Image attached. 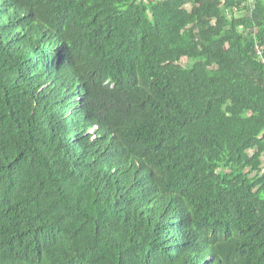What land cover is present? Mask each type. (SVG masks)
<instances>
[{"label": "trees", "instance_id": "trees-1", "mask_svg": "<svg viewBox=\"0 0 264 264\" xmlns=\"http://www.w3.org/2000/svg\"><path fill=\"white\" fill-rule=\"evenodd\" d=\"M0 264H264V0H0Z\"/></svg>", "mask_w": 264, "mask_h": 264}, {"label": "built area", "instance_id": "built-area-1", "mask_svg": "<svg viewBox=\"0 0 264 264\" xmlns=\"http://www.w3.org/2000/svg\"><path fill=\"white\" fill-rule=\"evenodd\" d=\"M248 2L250 3L251 0H248ZM240 29H242V28H240ZM254 50H255L256 55H257V56L261 59V61H262V53H261V49L256 45Z\"/></svg>", "mask_w": 264, "mask_h": 264}, {"label": "rangeland", "instance_id": "rangeland-1", "mask_svg": "<svg viewBox=\"0 0 264 264\" xmlns=\"http://www.w3.org/2000/svg\"><path fill=\"white\" fill-rule=\"evenodd\" d=\"M185 61H186V60H185V59H183L181 63L184 65V64H185Z\"/></svg>", "mask_w": 264, "mask_h": 264}]
</instances>
